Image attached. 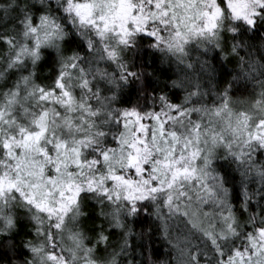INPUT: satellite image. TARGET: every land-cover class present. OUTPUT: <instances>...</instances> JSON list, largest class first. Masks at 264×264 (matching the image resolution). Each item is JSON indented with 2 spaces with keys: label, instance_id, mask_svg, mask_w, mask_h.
Masks as SVG:
<instances>
[{
  "label": "snow or ice",
  "instance_id": "6c2138e0",
  "mask_svg": "<svg viewBox=\"0 0 264 264\" xmlns=\"http://www.w3.org/2000/svg\"><path fill=\"white\" fill-rule=\"evenodd\" d=\"M0 264H264V0H0Z\"/></svg>",
  "mask_w": 264,
  "mask_h": 264
}]
</instances>
